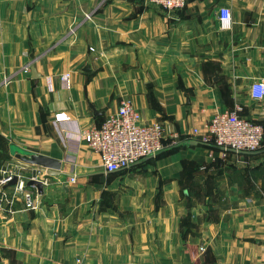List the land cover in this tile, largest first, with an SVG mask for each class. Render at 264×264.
Here are the masks:
<instances>
[{
  "label": "crops",
  "instance_id": "crops-1",
  "mask_svg": "<svg viewBox=\"0 0 264 264\" xmlns=\"http://www.w3.org/2000/svg\"><path fill=\"white\" fill-rule=\"evenodd\" d=\"M256 80L264 0H186L179 10L145 0H0V176L21 163L13 149L54 159L62 173L21 163L23 177L43 174L48 185L37 209L17 198L6 215L0 201V264H264V193L245 197L226 169L218 173L246 157L264 190V134L254 153L193 135L236 108L264 130V98L250 94ZM124 99L143 123L163 125L164 149L106 173L82 135ZM196 189L212 192L201 200Z\"/></svg>",
  "mask_w": 264,
  "mask_h": 264
},
{
  "label": "built area",
  "instance_id": "built-area-1",
  "mask_svg": "<svg viewBox=\"0 0 264 264\" xmlns=\"http://www.w3.org/2000/svg\"><path fill=\"white\" fill-rule=\"evenodd\" d=\"M147 3L158 4L167 10L181 9L186 0H145ZM218 23L221 29H226L231 24V11L227 6L218 9ZM29 72V68H24ZM69 73L61 76L63 86L68 85ZM250 94L255 99L264 98V80H256L250 86ZM219 111L214 113L202 130L193 129V135L199 142L226 151L241 153H254L259 150L264 130L255 122L245 120L238 115V110ZM57 118L65 117L56 114ZM165 130L161 123H143L139 110L128 99L121 101L116 111L104 116L99 127H92L82 135L84 143L89 150L98 155L100 163L106 173H115L126 170L137 163L155 157L164 149ZM19 163V162H18ZM22 164L12 163L0 176V201L5 204L4 214H11L12 207L17 198L22 199L28 209H37L40 204L37 191L28 190L26 182L29 180L40 181L43 187L48 185L45 176L33 175L25 178L21 174ZM14 178L17 183L13 186L3 187ZM70 183L75 178H70ZM10 193V194H9ZM77 260V264H79Z\"/></svg>",
  "mask_w": 264,
  "mask_h": 264
},
{
  "label": "rangeland",
  "instance_id": "rangeland-1",
  "mask_svg": "<svg viewBox=\"0 0 264 264\" xmlns=\"http://www.w3.org/2000/svg\"><path fill=\"white\" fill-rule=\"evenodd\" d=\"M242 163L239 165L237 164H230L224 168H219L220 174H222L223 170H227L229 172L228 177L230 178L231 183H235L237 186H239V190L237 192H240L245 197H252V196H261L262 193H264V190L262 189V184L259 183L260 179H257L256 170L257 167L251 166L249 164V160L247 161L246 157H243ZM242 159V158H241ZM193 167L189 166L188 170H192ZM212 191L210 190H193L192 193L195 194V196L199 199H203L206 195H210ZM220 196L215 193L213 196H211V199L214 201L218 200Z\"/></svg>",
  "mask_w": 264,
  "mask_h": 264
},
{
  "label": "water",
  "instance_id": "water-1",
  "mask_svg": "<svg viewBox=\"0 0 264 264\" xmlns=\"http://www.w3.org/2000/svg\"><path fill=\"white\" fill-rule=\"evenodd\" d=\"M89 65H86L88 67ZM32 76H37L34 69H31ZM190 144L195 145L196 142H191ZM222 150V149H221ZM13 154L16 153L15 158L23 163L24 165L34 166L39 168L42 172H45L48 176H59L61 173V164L51 158H47L40 155H33V154H27L23 151L13 149L11 151ZM235 152V151H233ZM17 183V179L14 178L11 182H9L7 185H5L3 188L6 189L7 187L13 186ZM26 187H32L35 188L37 191V194L39 196L43 193V185L40 181L37 180H29L26 182Z\"/></svg>",
  "mask_w": 264,
  "mask_h": 264
},
{
  "label": "trees",
  "instance_id": "trees-1",
  "mask_svg": "<svg viewBox=\"0 0 264 264\" xmlns=\"http://www.w3.org/2000/svg\"><path fill=\"white\" fill-rule=\"evenodd\" d=\"M212 147V146H211ZM215 148V147H214Z\"/></svg>",
  "mask_w": 264,
  "mask_h": 264
}]
</instances>
